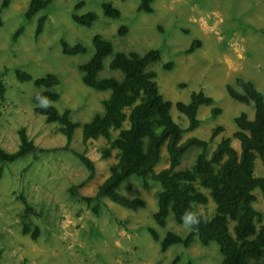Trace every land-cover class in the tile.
<instances>
[{"label": "rangeland", "instance_id": "obj_1", "mask_svg": "<svg viewBox=\"0 0 264 264\" xmlns=\"http://www.w3.org/2000/svg\"><path fill=\"white\" fill-rule=\"evenodd\" d=\"M4 1L0 0V75L6 92L0 98V145L8 151L17 149L18 132L24 127L38 149L15 161L0 163V264H218L221 254L215 242L205 247L194 241L187 249L172 245L161 251L148 226L155 227L161 238L168 230L182 235L188 230L176 223L172 214L165 227L154 221L158 182L149 180V188H144L140 178H129L119 191L129 197H143L146 207L130 210L101 197L96 214V200L88 204L81 195L95 193L116 161L114 152L102 157L107 143L104 138L84 143L82 126L75 129L73 140L67 143L56 123H48L34 112L30 96L36 88L31 81H19L16 69L34 78L48 72L57 74L61 83L56 89L61 97L56 107L61 111L70 108L73 121L84 123L102 112V100L109 93L91 89L81 80L78 65L93 53L92 37L100 34L111 40L114 52L143 54L159 48L160 62L152 66L164 97L188 102L193 91L203 90L220 109L215 115L212 106L202 105L198 110L199 127L183 132L184 139L199 136L210 141L211 153L222 138L231 137L237 130L235 116L241 112L254 115V107L235 101L227 85L242 77L253 81L264 94V0H154V11L149 13L138 10L139 0H53L29 20L24 16L29 0H8L2 6ZM79 1L85 4L76 9ZM105 1L121 11L119 18L103 13ZM88 11L98 15L91 26L73 21V12ZM43 14L47 18L36 34L38 17ZM20 25L24 29L14 40L13 33ZM122 25L127 26L125 34L119 33ZM62 38L72 44H85L87 53L63 54ZM196 40L199 46L188 52ZM111 57L104 60L106 67ZM170 60L175 62L173 68L163 69V63ZM110 74L114 72H100V76ZM171 115L177 125L187 127V117L175 106ZM217 127L223 130L211 139ZM232 144L239 149L237 139ZM73 150L86 153L95 162L93 179H86L88 170ZM197 152L198 148L190 147L183 165H191ZM167 165L163 158L158 168ZM254 172L264 175L258 158ZM20 195H25L38 212L30 216L39 228L36 239L22 232L25 206ZM255 195L254 205L262 210L264 201L258 189ZM198 209L210 214L213 204Z\"/></svg>", "mask_w": 264, "mask_h": 264}, {"label": "trees", "instance_id": "obj_2", "mask_svg": "<svg viewBox=\"0 0 264 264\" xmlns=\"http://www.w3.org/2000/svg\"><path fill=\"white\" fill-rule=\"evenodd\" d=\"M52 1L29 0L25 19H31ZM153 1L139 0L138 10L153 12ZM7 4L8 0H5L2 6ZM84 4L85 1H79L75 7L78 9ZM102 9L108 17L121 16V11L110 1L103 2ZM97 17L93 11L72 13L73 21L82 26H91ZM46 18L45 14L38 17L36 34L41 32ZM23 29V25L16 29L12 36L14 40ZM127 30V26L122 25L119 33L125 34ZM199 43L198 40L193 41L187 51H194ZM92 44L93 53L78 65L81 80L91 89L109 93L102 100V112H97L84 123L73 121L70 108L61 111L56 107L55 103L61 97L56 89L61 83L57 74L48 72L34 78L27 71L16 69L19 81H31L36 88L30 96L34 112L44 116L46 122L56 123L57 130L67 143L73 140L75 129L82 126L84 143L104 138L107 143L102 148V157H110L114 152L116 161L110 165L108 176L97 186L95 193L81 195L82 199L88 204L96 200L93 207L96 214L99 213L101 197H107L124 208L138 210L146 207V199L122 194L120 186L131 177L140 178L144 188H149V180L158 182L157 210L153 213L157 225L165 227L170 214L178 224H182L181 217L186 212L199 217L195 228L184 235L168 230L161 238L155 227L148 226L149 234L160 243L161 251H167L172 245H182L187 249L194 241L205 247L215 242L221 254L218 264H264V205L262 210L254 205L256 189L264 201V175L254 172L257 158L264 166L263 92L253 81L242 77L235 79L233 85H227V92L235 101L254 107V115L250 117L241 112L235 116L237 130L231 137L222 138L209 153L210 141L199 136L184 139L183 132L199 127L198 110L202 105L212 106L211 111L215 115L220 111L214 106L215 100L211 95L199 90L190 94L188 102L166 99L159 90L157 70L152 66L161 59L159 48H151L143 54L136 51L114 52L112 41L100 34L92 37ZM61 50L65 55L74 56L87 53L88 47L62 38ZM110 55L109 67H106L104 60ZM174 63V60L164 62L163 69L173 68ZM103 69L114 72V75L100 76ZM5 92L6 85L0 75V98ZM41 99H47V107L41 106ZM173 106L187 117V127L182 128L174 122L171 115ZM221 130L222 127H217L211 139ZM18 133L17 149L8 151L0 145V163L15 161L38 149L24 127ZM233 139L238 140L239 149L232 144ZM192 146L199 152L191 165H183L184 156ZM73 154L87 168L86 179H93L96 175L95 162L84 152L73 150ZM163 158L167 159L168 165L158 168ZM71 191L74 193L73 188ZM20 196L25 206L21 215L22 232L36 239L39 228L30 216L38 212L25 195ZM209 203L213 204L212 213L199 211L200 205L207 206Z\"/></svg>", "mask_w": 264, "mask_h": 264}, {"label": "clouds", "instance_id": "obj_3", "mask_svg": "<svg viewBox=\"0 0 264 264\" xmlns=\"http://www.w3.org/2000/svg\"><path fill=\"white\" fill-rule=\"evenodd\" d=\"M41 106L42 107H47L48 106V101L47 99H41L40 100ZM182 224L187 230H192L195 228V226L199 222V217L192 213V212H186L182 217Z\"/></svg>", "mask_w": 264, "mask_h": 264}]
</instances>
